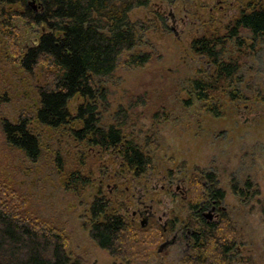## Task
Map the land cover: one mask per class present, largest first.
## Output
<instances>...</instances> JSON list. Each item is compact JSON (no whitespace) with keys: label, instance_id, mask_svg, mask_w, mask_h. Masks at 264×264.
<instances>
[{"label":"rangeland","instance_id":"374dc122","mask_svg":"<svg viewBox=\"0 0 264 264\" xmlns=\"http://www.w3.org/2000/svg\"><path fill=\"white\" fill-rule=\"evenodd\" d=\"M254 1L151 0L130 11V19L141 27L138 49L151 52L153 60L130 66L124 58L112 75L99 80L105 97L98 100V123L108 127L124 119L125 133L134 136L152 156L153 168L145 174L135 177L124 169L116 149L105 150L78 140L68 126L32 125L43 148L35 162L8 148L0 130V171L30 196L41 215L63 229L68 250L81 256L84 264H125L97 247L83 226L96 194L105 196L112 209L137 223L144 225L154 219L166 229L157 246L171 242L160 250L157 247L147 261L128 264H180L188 246L185 228L192 181L203 173H210L216 187L225 191L220 213L225 212L236 233L230 264H264V217L260 212L264 201V43L242 57L235 82L229 86L236 98L230 93V99L227 94L221 97L220 116L207 112L198 100L192 105L184 103L190 79L209 68L191 53V39L206 29L221 28L241 7ZM5 20L0 15V30ZM5 30L16 32L11 37L20 47L32 45L42 31L39 25L25 24L18 15ZM243 35L248 36L245 31ZM3 40L5 36L0 34V94L6 98L0 104V119L15 122L20 112L35 110L44 72L40 67L27 75L17 60L7 55ZM83 102L82 96L71 98L70 112L74 115ZM156 105L163 107L168 118L154 123ZM58 158L65 170H79L90 180L81 193L63 188V175L55 164ZM247 181L251 186L246 195L232 191L233 182L246 190ZM150 210L154 217H148ZM204 212L209 214L210 209ZM220 218L216 211L209 220Z\"/></svg>","mask_w":264,"mask_h":264},{"label":"trees","instance_id":"16d2710c","mask_svg":"<svg viewBox=\"0 0 264 264\" xmlns=\"http://www.w3.org/2000/svg\"><path fill=\"white\" fill-rule=\"evenodd\" d=\"M150 1L35 0L34 7L29 0H0V15L6 17L0 34L5 36L7 55L15 58L27 75H33L40 67L44 72L43 84L37 88L35 110L20 112L15 122L0 119L1 134L8 148L35 162L42 156L43 148L32 125L51 129L68 126L78 140L105 150L116 149L124 169L135 177L153 168L150 152L123 130L124 119L117 125L104 127L98 123L97 110L98 100L105 97L99 83L102 77L112 75L124 58L130 66H143L153 60L151 52L138 49L141 27L129 16L133 8L146 6ZM14 15L29 26L41 27L36 43L32 40V45L20 47L11 37L16 32L5 30ZM244 31L248 36L243 35ZM263 43L264 0L247 3L221 28L206 29L193 37L189 43L191 53L201 57L209 68L190 79L189 97L184 103L192 105L198 100L207 112L220 116V99L226 94L228 98L233 95L229 86L235 82L242 57ZM76 95L82 96L84 102L73 115L68 103ZM5 100L0 94V104ZM154 107V123L168 118L163 107ZM123 113L127 118V112ZM76 122H79L77 128L73 126ZM55 164L63 175L65 190L78 194L89 185L90 180L79 170H65L59 158ZM192 185L185 228L188 246L180 264H230L229 252L236 235L232 223L224 211L219 212L218 221L202 215L213 203L220 205L225 191L216 187L210 173H203ZM245 185L246 190L233 182L231 188L242 196L247 194L250 181ZM260 212L264 217V201ZM83 226L97 247L125 264L147 261L166 233L154 219L143 225L112 209L109 200L101 194L93 197ZM68 244L63 229L41 215L33 207L30 196L0 171V264H84L81 256L70 253Z\"/></svg>","mask_w":264,"mask_h":264},{"label":"flooded vegetation","instance_id":"af4514ba","mask_svg":"<svg viewBox=\"0 0 264 264\" xmlns=\"http://www.w3.org/2000/svg\"><path fill=\"white\" fill-rule=\"evenodd\" d=\"M208 209H210V213L207 214V213H205L204 211H202V215H203L206 219L209 220L214 212L217 211V213L219 214V212L221 211L222 208H220L219 205H215V204L213 203L212 206H211L210 208H208ZM149 213H150V215L148 216L149 218L154 217V214L151 212V210L149 211ZM147 215H148V214H147ZM149 218H148V219H149ZM176 232L178 233V232H180V231L178 230V231H176ZM173 239H174V241L176 242L177 234L174 235V238H173ZM173 239H172V240H173ZM169 241H170V240H169ZM169 241H165V242H169Z\"/></svg>","mask_w":264,"mask_h":264},{"label":"water","instance_id":"95a60500","mask_svg":"<svg viewBox=\"0 0 264 264\" xmlns=\"http://www.w3.org/2000/svg\"><path fill=\"white\" fill-rule=\"evenodd\" d=\"M29 3L32 4L34 7L37 6V4L35 3V0H30ZM36 41H37V39L34 38V39H33V42L36 43ZM170 242H171V241H170ZM168 243H169V242H164V243H162V244L158 247V250H160L163 246H165V245L168 244Z\"/></svg>","mask_w":264,"mask_h":264},{"label":"bare ground","instance_id":"6f19581e","mask_svg":"<svg viewBox=\"0 0 264 264\" xmlns=\"http://www.w3.org/2000/svg\"><path fill=\"white\" fill-rule=\"evenodd\" d=\"M6 33V32H5Z\"/></svg>","mask_w":264,"mask_h":264}]
</instances>
